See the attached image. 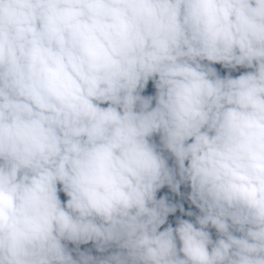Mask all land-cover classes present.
I'll list each match as a JSON object with an SVG mask.
<instances>
[{"label":"clouds","instance_id":"clouds-1","mask_svg":"<svg viewBox=\"0 0 264 264\" xmlns=\"http://www.w3.org/2000/svg\"><path fill=\"white\" fill-rule=\"evenodd\" d=\"M0 264H264V0H0Z\"/></svg>","mask_w":264,"mask_h":264},{"label":"trees","instance_id":"trees-1","mask_svg":"<svg viewBox=\"0 0 264 264\" xmlns=\"http://www.w3.org/2000/svg\"><path fill=\"white\" fill-rule=\"evenodd\" d=\"M217 67L218 69L220 68V66H215ZM240 71H243V70H240ZM239 72H236V73H233V75H238ZM155 93V89L154 87L152 86L151 82H149V86L145 89V92L143 94L145 95H154ZM158 140V138H156ZM61 195V199H66V197H64L63 193L60 194ZM177 215H179V213H177ZM186 218V217H185ZM174 219L173 217H170V220Z\"/></svg>","mask_w":264,"mask_h":264}]
</instances>
